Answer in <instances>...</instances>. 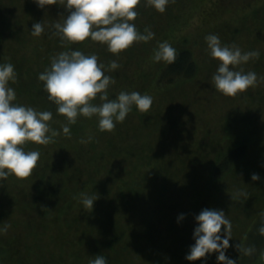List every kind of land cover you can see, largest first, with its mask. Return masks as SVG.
<instances>
[{"label": "rangeland", "instance_id": "obj_1", "mask_svg": "<svg viewBox=\"0 0 264 264\" xmlns=\"http://www.w3.org/2000/svg\"><path fill=\"white\" fill-rule=\"evenodd\" d=\"M62 3L63 0H57V3L41 8L37 7L35 0H0V10L4 14L9 13L2 21L11 18L15 23L14 30L22 28L25 32L27 28L31 29L35 20H41L44 25V30L38 35L32 33L30 36L25 32L26 42L32 40L31 46L18 44L14 33L0 31V44L3 45L4 39L9 37L14 49L31 52L29 57L22 59L24 64L21 69H17V61L12 63L16 76L37 78L39 72L50 67L51 57L68 43L69 40L62 38L53 26L56 21L62 23L66 15L67 10ZM28 4H32V10L28 9ZM152 5L151 0L140 1L145 15L139 16L140 21L135 17L131 20L138 31L142 32L140 27H145V31L150 30L154 34L148 40L133 41L118 52L110 51L106 43L90 37H86L83 43V53H95L98 62H103L104 71L113 78L108 85V98H115L121 90H137L152 97L147 112L133 105L125 118L115 122L111 130H100L95 114H78L75 122L69 125V133H65L63 125L68 121L64 114L58 115L53 101L49 100L47 107L42 108L52 112L48 123L50 129L57 130L53 139L47 144L26 141L23 145L26 151L39 150L32 172L23 177L10 172L7 177L1 178L0 203L4 207L0 208V223L2 219L6 224L10 223L3 210L8 212L11 210L8 202L13 203L21 198L22 208L25 209L22 210L26 212L13 211L11 215L18 219L23 217L21 220L30 222L32 226L31 230L21 234L20 228L15 225L0 224V228L7 226L6 230L0 231V238H4V243H10L9 250L16 255L27 251L28 246L35 264H53L55 257L60 258L56 264H76L78 256H82L84 261L87 255L92 256V251L98 245L96 240L101 238L99 231L102 224H109V234L124 227L121 231L124 230L125 237L119 246L116 245V250L122 251L131 264H156L157 261H162V264H201L204 257L195 260L185 258L188 246L194 242L192 231L197 223L194 216L202 207H219L225 210V215L231 221L232 236L226 255L235 259L237 248L233 242L241 245L247 229L248 213L250 215L253 210H258V200L264 197V58L250 57L235 65L241 71L254 70L257 81L235 95L224 94L212 80L219 60L210 55L204 37L207 33H215L222 44H235L241 51L255 49L264 54V30L255 35L256 26L240 20V14L235 12H232L230 21L222 26L219 24L224 22L223 18L212 19L213 23L210 24L207 21L209 26L199 38L194 36L188 39L200 64L198 75L159 92L152 86L155 71L164 60L153 59L156 45L168 41L165 37L167 33L175 36L194 34L204 19L196 12L184 23L167 30L169 24L164 17L165 11L157 12ZM150 7L156 13L154 20L147 16L148 11L152 12ZM33 47L35 51H32ZM6 50L7 55L4 51L0 52V63H3V58H10L11 51ZM3 53L5 56L2 58ZM38 53L41 54L35 58ZM112 60L117 61L115 68L110 67ZM35 63L38 65L36 68ZM30 68L36 70L28 74ZM40 82L37 87L44 89V82L41 79ZM42 88L38 93L47 94V90ZM92 102H101L99 94L92 98ZM24 105L35 107L28 101ZM74 125L77 128L80 126L77 135L71 130ZM239 138H245L249 144L242 164L221 178H212L211 167L220 150ZM97 147L110 157L85 163V158L95 154ZM151 148L157 151L152 153ZM81 149L89 154L85 151L82 153ZM147 161L152 164H147ZM75 165H81L83 172L76 173ZM253 172L259 174V179H252ZM75 174L77 177L80 175L81 179L78 180ZM61 179H65L62 180L64 185L73 188L74 191L70 189V194L68 192L70 197L67 193L59 197L55 181ZM135 182L140 183L139 187L146 186L144 190L137 189L143 194L138 198L140 201L130 197L132 190L129 187H137ZM76 184L77 188L74 187ZM25 193L36 205L32 206L31 203L29 207L25 203L27 199L22 197ZM81 193L98 196L102 209H109L115 214L114 220L96 209H86ZM158 206L159 209L163 207L154 215L152 209L158 210ZM32 207L33 210H29ZM180 212L185 215L177 221ZM106 218L111 221H106ZM144 218L148 226L143 222ZM41 219L45 220L44 224ZM153 229L158 231L153 241L148 243L143 235L151 233ZM11 237L16 240L10 242ZM163 247L168 249L160 252L159 249ZM107 249L110 251V248ZM158 253L162 259L157 260ZM215 255V251L207 255L206 264H223L215 259ZM263 262L264 257L260 264Z\"/></svg>", "mask_w": 264, "mask_h": 264}, {"label": "clouds", "instance_id": "obj_2", "mask_svg": "<svg viewBox=\"0 0 264 264\" xmlns=\"http://www.w3.org/2000/svg\"><path fill=\"white\" fill-rule=\"evenodd\" d=\"M139 0H63L67 10L63 22H54L56 32L70 41L83 40L90 37L93 40L106 43L112 52H118L128 47L133 41L148 40L154 35L150 30L140 32L131 22L137 15L134 7ZM167 0H151L156 9L163 11ZM37 7L57 3V0H35ZM31 30L34 35L44 30L41 20L33 21ZM207 47L211 56L218 58L216 71L212 74L215 87L227 95H235L257 81L254 70L241 71L235 65L247 61L250 57L259 55L258 50L241 51L233 44H222L215 33L205 35ZM177 50L167 41H161L154 51V60H165L169 63L176 58ZM117 61H110V67L115 68ZM48 97L57 104L56 111L65 114L68 123L63 125V131L69 133V125L74 123L78 114L97 117L100 130H111L115 122L122 121L135 105L140 111L147 112L152 97L137 90H121L115 98H108V85L112 77L104 71L103 62H98L95 53L90 55L79 49L61 50L51 57L50 67L38 73ZM16 79L14 65L11 62L0 63V178L14 173L19 177L27 176L37 163L39 150L26 151L23 145L26 141L41 144L49 143L56 129H50L48 123L52 112L48 109L37 110L30 105L14 103L16 96L9 81ZM99 94L100 103H93L92 98ZM252 179H259V174L253 172ZM86 209L91 210L98 196L87 193L80 194ZM185 213L177 215V221ZM192 236L194 242L188 247L185 258L195 260L204 257L201 264H206L207 255L215 251V259L223 264H235L236 260L226 255L230 244L231 221L225 215V210L219 207H202L195 214ZM223 225V228L221 227ZM6 225L0 231L6 230ZM264 234V223L258 228ZM238 247V242H233ZM250 247L244 251L250 252ZM89 264H107V258L97 254L89 260Z\"/></svg>", "mask_w": 264, "mask_h": 264}, {"label": "trees", "instance_id": "obj_3", "mask_svg": "<svg viewBox=\"0 0 264 264\" xmlns=\"http://www.w3.org/2000/svg\"><path fill=\"white\" fill-rule=\"evenodd\" d=\"M140 1H144V0H139V2L134 6L137 11V15L135 16V18L138 20L140 19L139 16L145 15L143 13L146 12L142 10L140 6ZM167 2L168 4L167 3L165 4V6L167 5V7L164 8V11H165L164 17L167 19V24H169L167 27V30L173 26L175 27L176 25L180 23H184L188 19V17H192V14L196 12H199L201 17L204 20L200 28L194 34L187 35L185 33H182L180 36H177V35L175 36L174 34L167 33L165 35L166 40H168L167 42H169L177 50V55H176L175 60L171 63L164 60V63L160 65V67L155 71L154 84L152 88L154 87L153 89H157L159 92L168 89L170 86L180 84L187 80H191L198 75V72L200 70V64H199L198 58L193 48L189 44L188 39L194 36L199 38L202 34L201 32L204 29H206L210 23H213V21H211L212 19H214L215 21L216 19L223 18L224 22L219 24L220 26H222L223 24L225 25V23H228L230 21L229 18L232 15V12H235V13L240 14L239 15L240 20L245 21V22H251L252 25L256 26L257 32L255 33V35H259L260 32L264 30V0H189L188 2L187 0H167ZM152 7L155 8L154 5H152ZM152 7H150L152 12L148 11L147 16H148V19L154 20L156 13L154 12L155 10ZM28 9L32 10V4L31 5L28 4ZM156 11L159 12L158 9H156ZM250 12H253V13H250ZM6 14H9V13L6 12L4 14L0 10V31L6 30L8 33H14L16 39L18 38V40H16L18 44H27L28 46H31L32 40H28L26 42L25 32H27V35L29 34L31 36V34L33 33L32 30L29 28H27L25 32L22 30V28H17L16 30H14L15 23H13L11 18L10 19L5 18V20L2 21ZM207 21H209V24L207 23ZM140 30L144 32L145 27H140ZM85 40L86 38H84L83 40H78V41L69 40L68 43L62 48V50H67L69 48H72V49H79L82 52H84L85 50L83 48V43L85 42ZM9 41L11 40L9 39V37H7L4 39L3 45L0 44V52L4 51L5 53V50L7 48L8 50L11 51L10 58H7V57L3 58L5 55H7V53H5V55L4 53L1 54L3 58V62L14 63L15 61H17L18 62L17 69H21L22 65L24 64L22 62V59L24 60L25 58L29 57L31 55V52L23 53L20 51V49L19 51L16 50L14 49V45L12 43H9ZM158 46L159 44L156 45L155 49H157ZM35 50L36 48L33 47L32 51H35ZM258 52H259L258 57L264 58V54L260 51ZM40 54L41 53H38L35 56V58H37ZM39 60L40 62L42 61L41 57H39ZM36 66L38 65L35 63V68ZM35 70L36 69L30 68L27 70V72L29 74ZM38 82H40V79L38 77L37 78L36 77L25 78L23 76L21 77L16 76V79L14 81L10 80L9 84L14 88L15 93H16V96L13 102L20 103V104H27V101H28V103L34 104L35 105L34 108L37 110H43L42 107H47L46 102L50 100L48 97V92L47 94L38 93V91H40V88H42V87H37ZM52 103H54L53 105L56 110L57 104L54 101ZM59 114L63 115L62 113L58 112V115ZM63 116H65V114ZM79 128L80 126L78 128L75 125L71 126V130L74 135H77V132H79ZM136 145L137 144H135V146ZM248 149H249L248 141L245 138H239L233 144H230L226 146L225 149L220 150V153L216 156L215 162L213 163L211 167L210 176H212V178L214 179L221 178L225 176L227 173H229L236 166L239 167L242 164L244 158L247 156ZM81 151L82 153L85 151L87 154H89L87 150L81 149ZM153 151L156 152L157 150L155 148H151L152 153ZM94 153L95 154H92L90 157L85 158V163L89 160L95 162V161H100L101 159H104V158L107 159V157H110L106 151L104 152L102 149L99 150L98 147L97 149H94ZM136 160L138 159L136 158ZM146 163L149 165L152 164L151 161H147ZM74 167L77 168L76 173L77 172L80 173L81 171L83 172V170L81 169L82 168L81 165L79 166L75 165ZM59 169L61 170V168ZM76 175L77 174H75L74 176L78 180L81 179L80 175L78 177ZM1 180L2 179L0 178V181ZM62 180H65V179L55 181L56 185L58 186L57 188L59 191V197L65 196V194L66 193L68 194V192L70 194V189L74 191L71 186L64 185L62 183ZM76 183L78 184V182ZM149 183L151 187V181ZM77 184L74 185V187L77 188ZM135 184H137V187L135 188L129 187V189L132 190V194H130V197L132 199L139 200L138 198H140L141 195L143 194H141V191L137 189L144 190L146 189L145 188L146 186L139 187V184H140L139 182H135ZM102 196L103 194L101 195L100 199L102 198ZM22 197H26L27 200L25 201V203L28 204L29 207H31V203H32V206L36 205L32 200H29L27 198L28 197L27 193H25V196H22ZM35 198L37 201L39 200L38 196H36ZM98 201H99L98 199L94 201L93 209H96L97 211H101L103 212V214H107L108 217L113 221L115 214H113L109 209L106 211L103 210ZM258 201H260V208L258 210H253L250 215L248 213L247 229L245 231L244 238H243L241 245L238 246L236 249L237 254L235 257V260H236L235 264H258V263L260 264L262 258L264 257V234L260 233L258 230L259 225L261 223H264V197H260ZM68 202H69L68 206L70 210V201ZM21 203H22L21 198H19L18 200L17 199L14 200L13 203L8 202L7 206L8 208H11V210H8V212L7 211L4 212L3 210V213L5 217L8 216L9 221H10L9 224L11 226L15 225L18 228H20V233L22 234L32 229L30 222H27V221L23 222L24 219L23 221L21 220L23 217L18 219V218L12 217L11 215L13 211L16 213L26 212L22 210L24 208H22L23 203L22 204ZM135 206H137V203H135ZM3 207H4V204L0 203V208H3ZM162 207L163 206H161V208L159 209V206H158V210L152 209V212L154 210V215L155 214L157 215L159 211H161ZM135 209H139V208H135ZM29 210H33V207L29 208ZM109 218H106V221H111ZM144 220H145L143 221L144 223L148 222L145 218ZM44 222L45 220L41 219V223L44 224ZM0 224H3V225L6 224L5 220L2 219V222ZM9 224H6V225H9ZM148 225L149 223L146 224V226ZM123 228L124 227H121L119 231H116L115 229L112 232V234H109L110 233L109 224H102V228H100V231H99L101 238L98 237L99 240H96V243H98L99 246L98 245H96V247L95 245L93 246L95 248L92 251V254H91L92 256L87 255V258L85 261L83 260L82 256H78V257L76 256L79 259V260L77 259L76 264H89V260L94 258L97 254L104 255L107 258V264H131L132 262L130 260H127V258H125L122 255L121 253L122 251L116 250V245L119 246L123 241V237H125L124 230L121 231ZM157 231L158 229H153L151 233H148V232L145 233L143 235L145 241L148 243H151ZM86 232L89 233L90 230L87 229ZM14 240H16L15 237H11L10 242ZM19 241L22 243L21 239H19ZM70 241L72 240L70 239ZM9 244L10 243L8 242L4 243V238H0V263L3 262V264H35L31 256L29 255L31 249L28 246L26 247L27 251L19 252L18 255H16L15 252H12L13 250L11 251L9 250V247H10ZM112 244H115V245H112ZM182 244H183V241H182ZM74 247H70V248L74 249ZM107 247L110 248V251H108ZM245 247H250L252 250L246 253L244 251ZM164 249L167 250L168 247H163L159 250L160 252H162ZM10 254L13 256H11ZM158 255H160V253H158L156 257ZM161 257L162 256H158L157 260ZM58 261H60V258L58 259L55 257L53 264H56ZM162 263H163L162 261H157L156 264H162ZM164 263H165V260H164ZM70 264H74V262H70Z\"/></svg>", "mask_w": 264, "mask_h": 264}]
</instances>
